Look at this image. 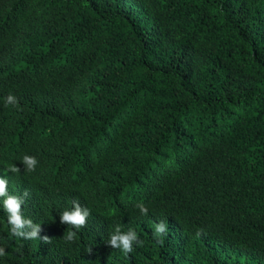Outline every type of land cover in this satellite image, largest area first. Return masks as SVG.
Instances as JSON below:
<instances>
[{"label":"trees","instance_id":"trees-1","mask_svg":"<svg viewBox=\"0 0 264 264\" xmlns=\"http://www.w3.org/2000/svg\"><path fill=\"white\" fill-rule=\"evenodd\" d=\"M0 176V264H264V0H0Z\"/></svg>","mask_w":264,"mask_h":264},{"label":"clouds","instance_id":"clouds-1","mask_svg":"<svg viewBox=\"0 0 264 264\" xmlns=\"http://www.w3.org/2000/svg\"><path fill=\"white\" fill-rule=\"evenodd\" d=\"M18 102L13 95H8L6 98V104L16 105ZM23 164L28 171H34L37 164V160L34 156L25 155L22 159ZM15 173L19 171L17 166H13L9 169ZM8 181L5 177L0 176V197L3 199V208L7 212V221L11 226V233L14 236L22 237L24 239H36L40 238L44 243H48L49 237L39 235L41 227L38 224H34L31 219H25L22 215V204L24 199L16 195H10L8 193ZM28 193H24V197H27ZM137 207L141 213L147 214L148 209L141 203ZM90 215L89 209L82 207L78 202H73L71 210H65L60 214V222L67 223L75 229L82 228L87 223V217ZM25 229H30L26 231ZM168 231L167 225L163 222L157 223L155 226V234L157 236L162 235ZM199 234V233H198ZM76 236L75 231H69L66 239L72 241ZM140 243L137 233L134 230L129 229L127 232H122L117 226L115 231L111 234L107 244L112 248L121 249L124 253H130L133 250V243ZM161 245L164 243L162 239L157 240ZM89 252L92 249L88 250ZM5 254V249L0 247V256Z\"/></svg>","mask_w":264,"mask_h":264}]
</instances>
